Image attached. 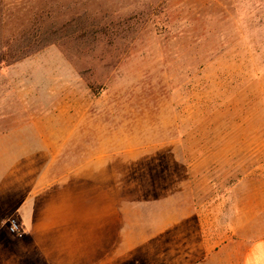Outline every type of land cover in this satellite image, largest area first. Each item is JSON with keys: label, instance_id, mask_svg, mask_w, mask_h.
<instances>
[{"label": "rangeland", "instance_id": "obj_1", "mask_svg": "<svg viewBox=\"0 0 264 264\" xmlns=\"http://www.w3.org/2000/svg\"><path fill=\"white\" fill-rule=\"evenodd\" d=\"M3 87L13 109L85 133L76 158L91 147L93 176H134L142 215L163 202L176 220L197 214L209 246L264 238V0H0ZM11 220L0 264H53L51 240L20 253Z\"/></svg>", "mask_w": 264, "mask_h": 264}, {"label": "crops", "instance_id": "obj_2", "mask_svg": "<svg viewBox=\"0 0 264 264\" xmlns=\"http://www.w3.org/2000/svg\"><path fill=\"white\" fill-rule=\"evenodd\" d=\"M14 104L13 109V101L0 94V219L11 213L24 229L20 253L40 251L42 240L48 245L51 240L53 264H264V238L244 242L238 251L230 242L209 246L197 214L184 223L173 218L172 204L163 202L142 215L138 191L130 186L134 176L128 180L122 169L114 179L93 176L91 162H86L91 147L85 144L77 160L76 140L85 141V133L77 134L75 128L57 132L37 114L29 117L27 102ZM27 132L42 143L31 156ZM46 132L55 138L52 142H47ZM93 193L102 200L95 222ZM108 200L116 214L110 226ZM94 227L98 241L93 240ZM111 228L115 241L108 243ZM68 254L79 262H70Z\"/></svg>", "mask_w": 264, "mask_h": 264}, {"label": "built area", "instance_id": "obj_3", "mask_svg": "<svg viewBox=\"0 0 264 264\" xmlns=\"http://www.w3.org/2000/svg\"><path fill=\"white\" fill-rule=\"evenodd\" d=\"M8 229L11 234L16 235L20 234V232L22 231L21 226L15 220H11L8 222Z\"/></svg>", "mask_w": 264, "mask_h": 264}]
</instances>
